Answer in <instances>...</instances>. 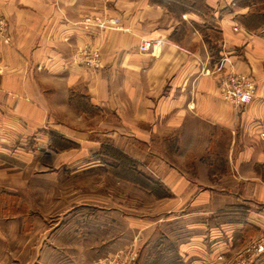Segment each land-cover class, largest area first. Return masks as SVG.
Returning a JSON list of instances; mask_svg holds the SVG:
<instances>
[{"label":"crops","instance_id":"obj_1","mask_svg":"<svg viewBox=\"0 0 264 264\" xmlns=\"http://www.w3.org/2000/svg\"><path fill=\"white\" fill-rule=\"evenodd\" d=\"M235 1L206 0L211 31L200 15L175 19L151 0H0L10 38L0 43V162L75 173L111 169L121 155L171 195L160 201L170 217L131 223L138 242L160 227L183 233L176 252L188 264L234 258L264 234V27L247 30L239 18L253 9ZM86 18L119 24L86 26ZM206 32L219 35L216 44ZM83 52L98 54L99 70L84 68ZM218 65L254 80L251 104L221 98ZM119 238L91 241L109 254L127 244ZM59 239L31 244L32 264L102 257L98 246Z\"/></svg>","mask_w":264,"mask_h":264},{"label":"rangeland","instance_id":"obj_2","mask_svg":"<svg viewBox=\"0 0 264 264\" xmlns=\"http://www.w3.org/2000/svg\"><path fill=\"white\" fill-rule=\"evenodd\" d=\"M259 6L264 8V4ZM206 34L213 39L210 42L216 44L219 35L214 33V38L211 33ZM52 137L53 141H59L54 134ZM117 159L120 163L112 162L111 169L108 166L86 168L75 173L72 169H64L61 173L50 169L41 173L30 170L18 159L10 162L7 157H1L0 230L5 236L0 240V264H32L35 259L30 257L36 252V246L30 245H38L42 237L54 235L59 236V243L64 245H71L68 242L71 239L77 240L74 244L82 250L92 245L95 250L98 246L96 252L102 257L94 264H188L176 252V241L183 233L176 236L175 232L169 234L165 230L162 233L163 228L150 227L143 235L145 239L138 242L141 238L131 223L164 217L166 213L161 210L160 201L168 200L171 195L158 180L138 170V164L126 161L121 155ZM103 236L112 238L113 242L120 240V236L125 237L127 244L108 254L98 241H91L103 239ZM250 242L238 250L234 258L219 259V263L264 264L260 256L250 258L246 255L245 248Z\"/></svg>","mask_w":264,"mask_h":264},{"label":"built area","instance_id":"obj_3","mask_svg":"<svg viewBox=\"0 0 264 264\" xmlns=\"http://www.w3.org/2000/svg\"><path fill=\"white\" fill-rule=\"evenodd\" d=\"M86 26L95 25L99 28L117 27L118 20H91L87 19L83 22ZM10 38L7 32V26L4 18L0 15V43L9 44ZM152 46L149 41H142L139 46L140 52H148ZM84 57L81 61L86 69L98 70L100 63L97 54L83 53ZM218 73H222L220 82V95L221 98L232 104L235 107H245L251 104L256 97V84L253 79L248 75L239 74L233 70L223 72L221 65L216 67ZM245 253L250 258H256L264 255V236L257 240L250 242L245 248Z\"/></svg>","mask_w":264,"mask_h":264},{"label":"trees","instance_id":"obj_4","mask_svg":"<svg viewBox=\"0 0 264 264\" xmlns=\"http://www.w3.org/2000/svg\"><path fill=\"white\" fill-rule=\"evenodd\" d=\"M151 2L167 9L170 14L178 19L186 13L198 14L204 18L208 25L210 24L208 28L211 31L214 27L211 22L213 11L206 5V0H151ZM235 4L238 7L247 6L253 9L250 14L239 18L240 23L247 30L251 31L252 28L264 26V8H259V5L264 4V0H236ZM114 156L115 162L120 163V160L117 159L118 155Z\"/></svg>","mask_w":264,"mask_h":264}]
</instances>
